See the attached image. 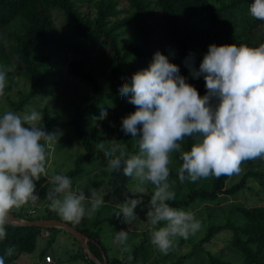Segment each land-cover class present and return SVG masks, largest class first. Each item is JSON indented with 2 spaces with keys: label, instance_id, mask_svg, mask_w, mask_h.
<instances>
[{
  "label": "clouds",
  "instance_id": "9594fccd",
  "mask_svg": "<svg viewBox=\"0 0 264 264\" xmlns=\"http://www.w3.org/2000/svg\"><path fill=\"white\" fill-rule=\"evenodd\" d=\"M248 13L264 20V0H252ZM192 60L189 54L184 64L193 78L203 76L204 96L186 82L176 64L157 51L148 67L133 73L130 83L119 89L136 109L122 117L121 130L137 140L138 153L128 155L124 145L111 150L99 145L112 171L122 169L139 185L150 182L154 186L146 217L152 229L151 243L163 253L172 247L173 238L187 239L200 228L193 212L168 203L175 199L169 182L171 153H179L181 183L236 174L243 161L264 156V43L256 47L210 44L198 70ZM5 85L6 73L0 71V95ZM106 116L107 111L101 108L99 117L93 119ZM41 121L36 110L23 117L13 111L0 116V240L6 238L11 209L39 200L34 181L47 176L46 146L59 139L58 132H45ZM185 137L193 140L188 151L179 143ZM117 151L119 155H114ZM50 182L53 187L46 195L49 207L65 221L79 223L86 211L91 214L103 203L95 189L89 195L72 191V180L65 174L51 176ZM144 191L138 186L133 193ZM86 200L91 205L87 210ZM141 203V198L129 199L115 215L130 224L137 219L134 209ZM127 239L124 230L115 235V242ZM12 252V248L7 249L5 256ZM0 264H4L2 256Z\"/></svg>",
  "mask_w": 264,
  "mask_h": 264
},
{
  "label": "trees",
  "instance_id": "16d2710c",
  "mask_svg": "<svg viewBox=\"0 0 264 264\" xmlns=\"http://www.w3.org/2000/svg\"><path fill=\"white\" fill-rule=\"evenodd\" d=\"M123 1L125 6L119 5V0H0V65L8 67L11 55H13L16 64L21 67L23 76L29 81V89L20 95L17 110H21L24 104L29 103L40 89L59 81L57 78H48V75L56 72L52 67L53 54L51 51L41 55L38 59H34L32 56L33 48L47 47L56 41L57 37L50 15L51 9L59 10L62 16L70 22L69 36L73 48L83 51L87 44L91 45L98 41L105 42L113 57L114 63L108 64L102 87L82 61L72 60L67 64L71 73L91 83L89 99L84 103L77 102L65 121V124L72 128L73 136L82 149L72 158V167L62 173L71 180L82 172V163L93 157L92 140L95 125L90 121L93 116L89 117L88 115L96 113L107 102H121L125 99L126 97H122L120 94V86L125 82L130 83L133 73L147 68L155 52L159 51L163 54L162 45L159 44L160 46L157 47L153 45V36H155V22L152 20L153 9L159 11L163 22L165 40L169 44L167 48V50L169 49V61L176 65L182 62L179 70L180 75L185 79L193 77L184 64V60L189 54L193 56V68L199 69V64L205 54L201 52L200 56L196 55L195 51H198L197 47L200 43L206 47L211 41H215L217 46L255 43V28L260 20L253 19L244 31L241 41L234 42L231 27L226 19L228 12L242 8L243 3L247 0H230L218 5L210 0ZM121 13L124 14L120 15ZM129 30L133 31V36L129 35ZM258 40L260 42L262 38ZM259 42L255 47L259 45ZM130 67L136 68L130 71ZM189 84L196 88L200 96L205 95V84L196 85L191 82ZM52 124L51 112L44 106L43 130L49 133ZM111 125V121L108 122L105 138L108 137ZM130 136V134L126 135L120 127V141L125 146L128 155L138 153L137 140L135 139L131 147ZM180 143L182 149L188 151L193 140L190 137H185ZM172 156L174 167H169V177L179 180L178 168L181 164L179 153L173 152ZM247 161L249 162V160ZM53 174L60 173L54 172ZM253 174L255 177L261 175L259 172L247 169L237 182L227 186H225V180L229 175L214 177L210 189L202 187L189 189L183 197H175L168 203L173 208L196 209L200 205L207 208L209 204L216 206L220 200H224L227 196L237 192L239 188L244 187L247 177ZM52 187L53 185L50 183L46 195ZM258 200L261 199L258 198ZM50 203L47 199L43 207V214L40 217L35 216V218H56L66 222L55 215L56 212L49 207ZM235 210L241 218L240 222L234 223L228 219L217 223L207 222L203 228L200 227L204 231L201 234H198L199 231L195 233L198 235L190 248L178 254L174 264H182L184 258L189 259V261H184L186 264L193 260L194 262L191 264H203V259L206 264H264V205L237 206ZM10 213L22 219H34L24 217L20 212L14 214L10 211ZM100 222V219H96L91 225H97ZM68 224L88 237V241H86L88 249L97 259H100V253H102L106 264L136 263L145 254L149 236L133 243L130 253L123 255L124 259L121 261L115 256L106 255L105 247L96 237L98 228L85 232L75 225ZM5 228L6 238L0 240V256L4 257V264L12 263L23 253H31L35 248L36 238L42 230L47 232V239L45 246L38 251L40 258H43L45 248L54 240L55 229L49 227L15 225L8 222ZM219 233L227 234L222 248L232 250L231 252L234 254L232 258L222 259L221 253L213 252L210 249L211 243H214L215 236ZM206 244H210V246H205ZM9 248H12L13 252L11 255L5 256V251ZM196 252L201 255H195ZM80 253L85 264H95L85 256L82 250ZM168 254L162 255V259H165ZM171 256H176V254H171ZM73 257L75 256L73 255Z\"/></svg>",
  "mask_w": 264,
  "mask_h": 264
},
{
  "label": "rangeland",
  "instance_id": "374dc122",
  "mask_svg": "<svg viewBox=\"0 0 264 264\" xmlns=\"http://www.w3.org/2000/svg\"><path fill=\"white\" fill-rule=\"evenodd\" d=\"M210 1L218 5L220 3H227L230 0ZM250 3H252V0H247L243 3L242 8H238L237 10L233 9V11L227 13L226 19L231 27V35L234 42L241 41L244 31H246L248 25L253 19H255L248 13ZM119 5L125 6L124 1L119 0ZM152 12V20L155 22L153 45L156 47L162 45L163 55L169 57V49L167 50L169 44L165 40L163 22L159 16V11L153 9ZM123 14L124 13H121L120 15ZM50 15L57 37L56 41L47 47L38 46L33 48L32 56L34 59H38L41 55L51 51L53 54L52 67L56 72L48 75V78H57L59 80L58 83L40 89V91L30 99L29 103L24 104L21 110H17L20 95L26 93L29 89L28 78L23 76L21 67L19 64H16V59L13 55H11V61L8 67L0 65V71L6 73V90H4V94L0 97V115L4 114L6 111H13L23 117L25 114H29L32 110H36L42 115L43 108L46 106L53 117V124L50 126L49 133H59L58 141L46 146L47 176H42L38 181H34V194L38 195V202L36 204L29 202L18 209H11L14 214L20 212L22 216L28 218H35V216L40 217L43 214V207L47 200L46 191L51 183L50 177L54 175V172L62 174L71 168L73 165L72 158L75 154L82 151L80 145L76 142L73 136L72 128L66 125L65 121L68 118L71 109L77 102L81 101L84 103L89 99L91 83L71 73L67 65L68 62L72 60L82 61L84 66L99 82L101 87L104 86L105 73L108 64L114 63L113 57L105 42L98 41L91 45L87 44L83 51L73 48L70 44L71 38L69 36L70 22L55 8L50 10ZM255 31V43L253 44V42H250L248 44L250 47H255L259 42V38H262L259 44L264 43V20L259 21ZM129 35L133 36V31H130ZM210 44L216 45L215 41L209 42L208 46ZM197 49L198 51H195L196 55L200 56L201 52L205 54L207 53L208 47L204 46L203 43H200ZM181 65L182 62L177 63L178 67H181ZM135 68L130 67L129 70L133 71ZM186 82H191V84L196 85L205 84L203 76L198 78H188L186 79ZM103 109L107 111V116L103 120H90L91 123L95 125L92 140L93 157L82 163V172L72 179L71 187L72 191L77 193L83 191L86 195H89L90 191L95 189L97 197L102 199L103 203L91 214H87L86 211V215L79 223L66 222L83 229L85 232H87V230L94 231L98 228V234L96 237L100 241V244L105 247L106 255L115 256L122 261L124 259L123 255L130 253L134 245L133 243L138 242L143 237L146 238L149 236L148 242L146 243L147 247L145 254L141 259L136 263L124 264H174L177 255L190 248V245L195 240L196 236L204 231V229L201 228H203L207 222L217 223L226 219L229 221L231 220L234 223L240 222L241 218L235 210V207H248L256 204L264 205V156H262L249 159V162L247 160L243 161L240 165L239 173L229 175L225 180V186L237 182L243 172L247 169H250L253 172H259L261 175L258 177H255L254 174L249 175L251 177H247L244 187L239 188L237 192L233 195L227 196L224 200H220L218 205L215 206L214 204H209L207 205V208L200 205L196 209H189L186 207L177 208L193 212L196 220L200 222L201 228H199V233L197 235L190 234L187 239L181 237L173 238V245L167 251L169 254L165 259H162V255L165 253L161 252L151 243L152 229L146 217L148 210L147 205L153 194L154 186L150 182H145V184L139 185L135 177L130 178L125 176L122 169L119 171H112L107 166V157L99 148L101 143H103L104 148L108 150H111L117 145H122L120 141L121 119L129 113H132L133 110H135V106L129 103L128 99L125 98L121 102H107ZM100 110L101 108L93 115L89 114L88 116L99 117ZM110 121L112 125L110 126L108 137L105 138L106 128ZM134 141L135 139L130 136L129 144L131 147ZM114 155H119V152H115ZM170 159L171 163L169 167L173 168L174 159L172 153L170 154ZM213 178L214 176H210L208 178H201L195 182L186 180L185 183H181L180 180L169 177V182L172 183L171 190L174 191L175 197H183L189 189L192 190L196 187L210 189ZM138 186L145 189L144 193H133ZM58 198H62V196ZM137 198L142 199V203L137 205L134 209L137 219L133 220L130 224L124 223L123 217H117L115 213L120 211L121 204H124L129 199ZM258 198L261 200H258ZM84 206L86 210L89 209L91 207L90 202L86 200ZM29 209H34V213L29 214ZM55 215L60 217L57 213ZM96 219H100L101 222L92 226V222ZM159 226H164V222H161ZM121 230L128 233V239L123 243L115 242V235ZM53 236L54 240L45 248V255L43 258H40L38 251L45 246V241L47 239V232L45 230H42L37 236L35 248L31 253H23L17 260L9 264H85L84 259L79 255L82 250L80 245L67 231L55 229ZM226 236L227 234L225 233H219L215 236L214 243H211V246L210 244L205 245L208 247L210 246V249L213 252L221 253L222 259H229L234 256L231 252L232 250H228V248L225 249V247L222 248L226 241ZM171 254H176V256H171ZM73 255L75 257H73ZM195 255L199 256L201 254L196 252ZM45 256L49 257L50 262H45ZM184 261H189V259L184 258ZM184 261L182 264H186ZM193 262L194 260L187 264ZM198 262L200 263V259ZM121 264H123V262H121ZM203 264H206L204 259Z\"/></svg>",
  "mask_w": 264,
  "mask_h": 264
},
{
  "label": "water",
  "instance_id": "95a60500",
  "mask_svg": "<svg viewBox=\"0 0 264 264\" xmlns=\"http://www.w3.org/2000/svg\"><path fill=\"white\" fill-rule=\"evenodd\" d=\"M8 221L11 224L15 225H24V226H36L40 228H53V229H62L67 231L80 245L85 256L93 261L95 264H106L105 257L102 253H100V259H97L88 249L86 241H88V237H86L83 233L79 232L75 228H73L68 223L61 221L56 218H34V219H20L9 213Z\"/></svg>",
  "mask_w": 264,
  "mask_h": 264
},
{
  "label": "built area",
  "instance_id": "2783aa9c",
  "mask_svg": "<svg viewBox=\"0 0 264 264\" xmlns=\"http://www.w3.org/2000/svg\"><path fill=\"white\" fill-rule=\"evenodd\" d=\"M28 212H29V214H33L34 213V209H29ZM45 260H46V262H50V259H49L48 256H45Z\"/></svg>",
  "mask_w": 264,
  "mask_h": 264
}]
</instances>
